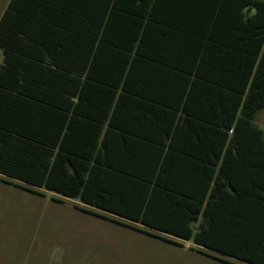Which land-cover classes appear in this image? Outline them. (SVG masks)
I'll return each instance as SVG.
<instances>
[{"label":"trees","instance_id":"trees-1","mask_svg":"<svg viewBox=\"0 0 264 264\" xmlns=\"http://www.w3.org/2000/svg\"><path fill=\"white\" fill-rule=\"evenodd\" d=\"M263 108L264 0H10L0 18V175L224 264H264ZM181 122L258 175L191 190Z\"/></svg>","mask_w":264,"mask_h":264},{"label":"rangeland","instance_id":"rangeland-1","mask_svg":"<svg viewBox=\"0 0 264 264\" xmlns=\"http://www.w3.org/2000/svg\"><path fill=\"white\" fill-rule=\"evenodd\" d=\"M9 1L0 0V18ZM37 192L0 175V264H224L192 244H169L84 213L75 200Z\"/></svg>","mask_w":264,"mask_h":264},{"label":"crops","instance_id":"crops-1","mask_svg":"<svg viewBox=\"0 0 264 264\" xmlns=\"http://www.w3.org/2000/svg\"><path fill=\"white\" fill-rule=\"evenodd\" d=\"M262 110H264V108L257 112L254 119L255 125L260 129H262V127L259 124L264 123V116L259 117ZM206 116L210 115H204V117ZM257 120L260 122L258 123ZM188 128L190 129V132ZM201 128L202 126L199 122L192 123L191 127L183 125L181 122L178 127L179 137L174 139V145L176 146L177 152L174 157V166L177 170L176 176L177 178H184L183 176L186 174L185 176H187L188 184H190L191 190H194L196 187L197 189H200L202 183L201 178H203V193H206L205 196L208 198L214 189V178L219 175V173H222L221 171H224L222 174H226L227 176L231 175L234 178H240L243 176L252 177V175H258L259 171H256L254 168L253 153L247 156L248 160L246 162H244L245 160H238L236 156L233 155L234 159L228 160L227 163V159H225V146L222 153L218 155L217 159L215 153H212L216 150V139L212 140L210 137H205V132H202L200 130ZM201 133L203 136H200ZM250 142L257 143L254 138H252ZM231 162L232 165L229 164ZM234 183L237 185L236 188L241 190V187L236 180ZM222 191L224 194L221 205L224 206V209L238 211L242 206H245V200L243 201L244 195L240 194L239 197L237 192L228 186ZM248 193H250L251 196L249 197V200L246 199V201L252 203L254 200L252 190ZM250 207H252L251 204ZM212 253L220 255L215 252Z\"/></svg>","mask_w":264,"mask_h":264}]
</instances>
